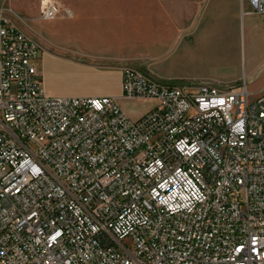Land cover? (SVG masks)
<instances>
[{"label": "built area", "instance_id": "obj_1", "mask_svg": "<svg viewBox=\"0 0 264 264\" xmlns=\"http://www.w3.org/2000/svg\"><path fill=\"white\" fill-rule=\"evenodd\" d=\"M264 14V0H242ZM38 0V18H70ZM39 44L0 23V264H264V93L121 73L113 96L48 94Z\"/></svg>", "mask_w": 264, "mask_h": 264}, {"label": "rangeland", "instance_id": "obj_2", "mask_svg": "<svg viewBox=\"0 0 264 264\" xmlns=\"http://www.w3.org/2000/svg\"><path fill=\"white\" fill-rule=\"evenodd\" d=\"M59 1L74 17L58 18L72 21L78 16L88 35L83 45L90 54L124 60L126 66L165 84L226 89L246 83L254 95L264 93V46L249 37L261 29L257 18L250 25L247 16L256 15L242 0ZM0 12L22 32L28 19L39 22L33 28L39 45L41 35L51 39L52 30L42 31L40 24L57 18L40 20L38 0H0ZM260 42L264 44V39ZM41 50L35 61L38 71ZM120 106L130 118L142 110L129 100Z\"/></svg>", "mask_w": 264, "mask_h": 264}, {"label": "crops", "instance_id": "obj_3", "mask_svg": "<svg viewBox=\"0 0 264 264\" xmlns=\"http://www.w3.org/2000/svg\"><path fill=\"white\" fill-rule=\"evenodd\" d=\"M255 15L253 18L247 16L248 21L251 25L257 18V25L261 30L259 35L252 33L249 37L254 43L264 46L260 42L264 39V16H262L264 14ZM71 16L73 18L74 14ZM76 18L72 21L57 18L53 22L40 24L43 28L42 31L47 28L52 30L51 39L41 35V45H39L42 49L39 74L44 90L53 96L98 97L106 95L115 97L119 104L122 101H127L121 94V73L123 68L129 66H126L124 60L121 59L114 60L112 57L90 54L83 45L88 40L87 32L83 29L78 16ZM10 19L6 13L0 12V23L2 20H7L13 24ZM28 20L30 24L25 23L24 33L38 43L36 40L38 37L33 28L39 22L33 18ZM103 35L101 36L103 37ZM51 40L52 42H50ZM49 43H53V50L49 48ZM76 44L78 45L76 46ZM135 103L140 104L142 110L133 116L134 119L155 105L154 100H137Z\"/></svg>", "mask_w": 264, "mask_h": 264}, {"label": "bare ground", "instance_id": "obj_4", "mask_svg": "<svg viewBox=\"0 0 264 264\" xmlns=\"http://www.w3.org/2000/svg\"><path fill=\"white\" fill-rule=\"evenodd\" d=\"M23 15V14H22Z\"/></svg>", "mask_w": 264, "mask_h": 264}]
</instances>
